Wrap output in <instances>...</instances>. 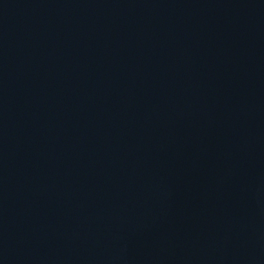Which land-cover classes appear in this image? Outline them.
Wrapping results in <instances>:
<instances>
[{
	"label": "water",
	"instance_id": "95a60500",
	"mask_svg": "<svg viewBox=\"0 0 264 264\" xmlns=\"http://www.w3.org/2000/svg\"><path fill=\"white\" fill-rule=\"evenodd\" d=\"M0 264H264V0H0Z\"/></svg>",
	"mask_w": 264,
	"mask_h": 264
}]
</instances>
